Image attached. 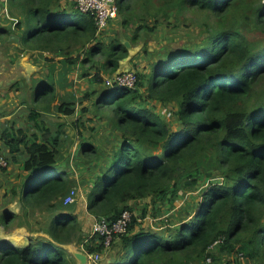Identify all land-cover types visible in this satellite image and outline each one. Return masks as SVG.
<instances>
[{
	"label": "trees",
	"instance_id": "1",
	"mask_svg": "<svg viewBox=\"0 0 264 264\" xmlns=\"http://www.w3.org/2000/svg\"><path fill=\"white\" fill-rule=\"evenodd\" d=\"M9 1L20 12L17 28L25 24L21 42L27 51L59 54L64 65L101 55L111 74L129 56L126 43L99 41L94 15L74 2L68 7L63 0ZM116 2L123 26L140 22L134 42L140 31L162 24L161 12L170 22L164 7L174 6L178 14L200 12L209 20L200 25V41L167 50L149 72L137 74L134 88H110L100 73L92 78L105 83L95 106L97 115L100 108L111 111L113 132L106 134L112 148L106 156L108 149L83 143L86 163L99 166L87 195L89 214L116 220L124 210L134 211L138 201L173 203L180 191L202 186L199 197L180 210L175 229H136L139 218L133 215L128 232L114 241L110 264H206L209 255L217 264L227 252L243 253L245 264H264V0ZM74 49L83 54L74 57ZM38 95L49 104L55 87L42 83ZM149 101L175 103L177 128ZM71 103L62 102L60 113L74 115ZM31 117L38 121L39 112ZM43 123L41 137L35 133L29 139L21 129L4 134L3 149L14 161L23 156L24 208L53 211L49 237H30L24 246L0 240V264H75L66 248L74 242L88 253L108 250L103 237H84L78 215L64 204L77 180L60 162L61 132ZM142 213L147 215L146 208ZM11 218L15 212L4 210L2 223L7 226ZM220 237L225 242L210 251Z\"/></svg>",
	"mask_w": 264,
	"mask_h": 264
},
{
	"label": "rangeland",
	"instance_id": "2",
	"mask_svg": "<svg viewBox=\"0 0 264 264\" xmlns=\"http://www.w3.org/2000/svg\"><path fill=\"white\" fill-rule=\"evenodd\" d=\"M64 3L68 7L72 6L71 1ZM164 8L172 14L170 22L164 18L163 12H161L162 24L152 32L140 31L136 43L132 38L140 24L138 20L125 27L122 25V18L117 15V18L99 33V41L109 43L117 40L129 44L127 46L129 56L122 60L117 71L111 74L112 67L110 66V70H106L104 66L106 59L101 55L88 63L83 64L79 60L76 64L67 63L64 65L62 62L64 57L59 54L27 51L20 42L25 24L22 23V27L17 28L20 20L19 10L9 0H0V23L3 24V28L11 31L10 33L6 32V35L2 32L0 40L6 43V57L10 61L13 60V66H15V61L17 64L16 73L8 70L6 74H0V155L8 161L6 167H0V240L21 246L30 237H49L46 230L54 214L52 210L46 208L26 210L21 204L20 186L25 172L22 168L23 161L20 159L23 156L17 154L18 161H14L9 151L3 149L4 134H17L18 129H21L25 131L24 133L29 139H33L35 133L41 137L43 134L40 130L42 122L52 132L59 129L58 131L61 132L59 135L60 162L70 172V176L77 180L75 187L80 192L77 201L70 204L71 210H74L78 204L84 205L85 198L91 189L90 184L93 182L99 166L98 164L91 166L86 163L88 159L82 154L83 143H93L94 146L103 150L108 149V152L105 151L107 152L105 156L112 149L107 142L108 136H106L113 132L110 128L111 111L100 108V114L97 115L95 106L99 91L105 83L94 82L92 78L100 73L105 81L114 74L126 70L134 71L137 74H146L151 65L167 50L190 46L200 41V25H204L209 20L207 15L200 12L187 10L178 14V8L174 6ZM175 14L179 15L178 19ZM149 24L154 25L152 20ZM87 50L85 49V51ZM83 51L74 49L72 55L77 57L82 55ZM22 60L23 64H20L19 62ZM42 83L52 84L55 87L56 98L49 104H47L45 96H41L35 101V88H38ZM62 102H72L71 104L76 107V113L71 116L60 113L59 106ZM148 104L156 105V109L166 115L172 127L177 128L175 117L177 105L175 103L164 105L149 101ZM33 112H39L38 121L31 117ZM92 128L95 129L94 132ZM201 190L202 186L182 190L179 192L180 197L173 203L161 200L154 202L150 198L138 201V205H135V209L132 211L133 215L139 218L136 229L145 228L157 231H165L170 227L175 229L176 224L180 222L178 219L180 210L192 200H196ZM11 192H13L12 199L8 195ZM143 207L147 211V215L144 217L142 212L145 208L142 209ZM4 210L15 212V218H11L12 220L8 221L7 226L2 223ZM182 221H184L183 218ZM90 233L86 231L84 237H88ZM114 241L111 247L103 253L100 264H110V261L115 259L117 251L113 248ZM77 245L78 242H74L66 248L75 256L74 251ZM237 254L236 252L233 254L227 252L219 255L216 263L234 264L233 260ZM73 263L80 264V261L77 259ZM201 264H205V262H201Z\"/></svg>",
	"mask_w": 264,
	"mask_h": 264
},
{
	"label": "built area",
	"instance_id": "3",
	"mask_svg": "<svg viewBox=\"0 0 264 264\" xmlns=\"http://www.w3.org/2000/svg\"><path fill=\"white\" fill-rule=\"evenodd\" d=\"M71 1L75 3V7L82 13H91L94 15L98 33L107 28L108 24L117 18L118 7L116 0H63V2ZM137 73L134 71H122L120 74L114 75L106 80L108 87H128L134 88L137 83ZM8 161L5 157L0 156V167H6ZM79 192L77 187H73L64 198L66 205L73 204L77 201ZM133 213L130 210H124L116 220H109L106 217L94 218L91 228V235H98L104 238L105 249H109L115 239L128 232V227L132 223ZM225 242V237L215 240L209 247L210 251H214L218 246ZM84 252V251H83ZM86 264H100L103 259V253H88ZM245 255L238 253L236 255V263L245 264ZM206 264H214L212 256H207Z\"/></svg>",
	"mask_w": 264,
	"mask_h": 264
},
{
	"label": "crops",
	"instance_id": "4",
	"mask_svg": "<svg viewBox=\"0 0 264 264\" xmlns=\"http://www.w3.org/2000/svg\"><path fill=\"white\" fill-rule=\"evenodd\" d=\"M0 14H1V11H0ZM2 47H3V45L0 43V74H2L1 69H2V67H4V65H6V67L11 66V64L9 63L10 59H8L6 57V55H4V51L6 49V44L4 45L3 50H1ZM7 70H9V69H7ZM73 213L78 215L79 220L81 221V223L83 225L84 234L86 231L91 232L92 223H93V220L95 217L93 215L89 214L87 211V198H85V204L82 206H81V204H78L77 207L73 210ZM90 235H91V233H90ZM78 246H81V248H78ZM77 248H75L76 250L74 252H83V251L86 252L84 247L80 244L77 245ZM77 250H79V251H77ZM80 264H81V262H80Z\"/></svg>",
	"mask_w": 264,
	"mask_h": 264
},
{
	"label": "flooded vegetation",
	"instance_id": "5",
	"mask_svg": "<svg viewBox=\"0 0 264 264\" xmlns=\"http://www.w3.org/2000/svg\"><path fill=\"white\" fill-rule=\"evenodd\" d=\"M0 27L3 28V24H2V23H0ZM7 31H9V30L3 28V30H2L1 32H4V34L6 35V32H7ZM7 33H8V32H7ZM5 35H4V36H5ZM20 42H21V38H20ZM0 43L3 45V47H4V45L6 44L3 40H0ZM8 43H9V42H8ZM21 44H22V42H21ZM15 45H16V43H15ZM3 47L1 48V50H3ZM19 49H21V48L19 47ZM4 55H7L6 50L4 51ZM12 61H13V60L9 61V63L11 64V66L6 67V65H4V67H2V69H1V70H2V74H3V73L6 74L7 71H8L7 69L12 70L13 72H15V70L17 69V68H16L17 64H16V61H15V66H13V65H12ZM15 73H16V72H15ZM16 75H17V74H16ZM41 85H42V84H40L38 88H35V97H34V98H35V101L38 100L39 97H40V95H38V92H40V87H41Z\"/></svg>",
	"mask_w": 264,
	"mask_h": 264
},
{
	"label": "water",
	"instance_id": "6",
	"mask_svg": "<svg viewBox=\"0 0 264 264\" xmlns=\"http://www.w3.org/2000/svg\"><path fill=\"white\" fill-rule=\"evenodd\" d=\"M126 46H129L128 43H126ZM20 64H23V60L19 62ZM126 71H129V70H126ZM121 72H118L114 75H117V74H120ZM29 239V238H28ZM29 240H27V242L24 244L26 245L28 243ZM24 245H21V246H24ZM20 246V245H18ZM75 253V256L76 258L81 262V264H86L87 263V255L84 253V252H74Z\"/></svg>",
	"mask_w": 264,
	"mask_h": 264
}]
</instances>
